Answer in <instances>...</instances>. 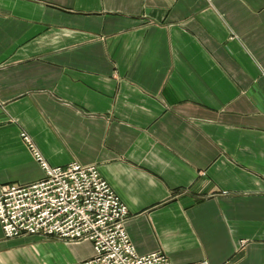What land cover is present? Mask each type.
Instances as JSON below:
<instances>
[{"label": "crops", "instance_id": "obj_1", "mask_svg": "<svg viewBox=\"0 0 264 264\" xmlns=\"http://www.w3.org/2000/svg\"><path fill=\"white\" fill-rule=\"evenodd\" d=\"M95 165L139 254L264 264V0H0V192ZM6 238L0 264H85Z\"/></svg>", "mask_w": 264, "mask_h": 264}, {"label": "built area", "instance_id": "obj_2", "mask_svg": "<svg viewBox=\"0 0 264 264\" xmlns=\"http://www.w3.org/2000/svg\"><path fill=\"white\" fill-rule=\"evenodd\" d=\"M22 137L44 177L2 187L0 225L6 238L38 235L67 243L90 241L95 255L85 264H173L162 251L138 253L126 229L128 207L97 166H53L27 132Z\"/></svg>", "mask_w": 264, "mask_h": 264}, {"label": "rangeland", "instance_id": "obj_3", "mask_svg": "<svg viewBox=\"0 0 264 264\" xmlns=\"http://www.w3.org/2000/svg\"><path fill=\"white\" fill-rule=\"evenodd\" d=\"M26 132V131H25Z\"/></svg>", "mask_w": 264, "mask_h": 264}]
</instances>
